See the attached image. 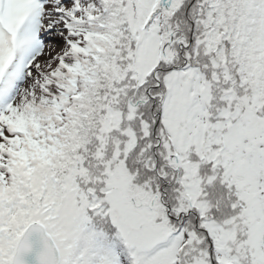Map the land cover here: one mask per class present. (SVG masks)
<instances>
[{"label":"snow or ice","instance_id":"6c2138e0","mask_svg":"<svg viewBox=\"0 0 264 264\" xmlns=\"http://www.w3.org/2000/svg\"><path fill=\"white\" fill-rule=\"evenodd\" d=\"M0 264H264V0H0Z\"/></svg>","mask_w":264,"mask_h":264}]
</instances>
